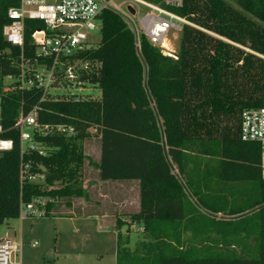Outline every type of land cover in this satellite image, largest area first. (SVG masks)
Masks as SVG:
<instances>
[{"label":"trees","instance_id":"16d2710c","mask_svg":"<svg viewBox=\"0 0 264 264\" xmlns=\"http://www.w3.org/2000/svg\"><path fill=\"white\" fill-rule=\"evenodd\" d=\"M144 1L162 5L163 0ZM18 6L19 0H0V120L5 129L14 127L23 101L25 114L40 101L37 92H4L5 77L16 74L10 57L18 51L5 42L3 28L10 23L8 11ZM168 9L188 23L182 25L176 59L165 57L144 36L137 47L121 15L102 13L101 41L82 54L100 63L97 75H91L99 101L40 105L41 125L74 127L76 133L40 139L50 155L24 158L33 173L44 176V184H21L19 133L3 135L14 148L0 157V226L19 219L21 205L35 197L66 200L67 207L72 200L88 199L83 143L96 138L100 180L140 182V210L129 220L143 227L146 240L131 250V231L125 240L119 234L116 264H264V207L247 215L264 206L260 151L240 138L243 112L263 105L264 62L257 55H264V0H184L182 8ZM26 26L28 45L40 24ZM200 154L217 165L200 164ZM238 184L251 188L247 199L239 197L240 206L206 199V194L209 200L220 195L216 185ZM219 215L224 219L215 220ZM124 226L118 219L117 227ZM183 226L193 236L204 235L202 244L212 232L221 242L197 249L181 235ZM250 239L255 242L251 249L246 247Z\"/></svg>","mask_w":264,"mask_h":264},{"label":"built area","instance_id":"2783aa9c","mask_svg":"<svg viewBox=\"0 0 264 264\" xmlns=\"http://www.w3.org/2000/svg\"><path fill=\"white\" fill-rule=\"evenodd\" d=\"M184 0H163L157 6L144 0H19L17 8L8 11L10 21L3 28L5 42L18 52L10 57L15 68L14 75L4 79V92L26 93L37 92L39 104L25 114L23 104L18 119L11 129H5L0 120V153L13 150L12 139L3 138L13 130L19 133L20 182L44 184L41 174L32 172L25 157L38 154L41 157L50 155L51 149L42 146L40 139L53 136H75L74 127L65 125H41L39 123L40 105L47 102L67 103L74 105L89 104L99 101L94 93L98 88L91 82V75H97L100 63L83 59L82 54L95 46L89 45V35L95 31L101 33L100 17L105 10H112L127 22L137 39L140 36L157 48H165L167 37L171 31H180L182 27L173 23L188 24L184 19L169 11L168 8H182ZM140 6L150 12L139 18L136 25L130 18L137 16ZM135 10L132 15L128 8ZM27 22L39 23L32 32L29 44L26 43ZM165 53V52H164ZM176 59L175 55L166 53ZM264 62V55H257ZM264 87V71H263ZM242 142L259 146L260 178L264 181V95L263 105L256 110L243 112L240 125ZM61 200L51 196L33 198L22 204L19 219L45 218L51 211L50 205ZM21 244L13 239L0 240V264H20L17 261Z\"/></svg>","mask_w":264,"mask_h":264},{"label":"rangeland","instance_id":"374dc122","mask_svg":"<svg viewBox=\"0 0 264 264\" xmlns=\"http://www.w3.org/2000/svg\"><path fill=\"white\" fill-rule=\"evenodd\" d=\"M137 11L139 15L131 17L130 22L139 28V18L150 12V10L144 6H140ZM173 23L182 27V23L176 21H173ZM181 36V30L171 31L166 41V44L168 42L169 46L165 44L164 49H159L162 50L163 53L168 52L171 53V55H176L180 48ZM100 41L101 33L99 31H95L89 35L90 46H95ZM94 96L96 99L100 97L99 89L95 91ZM83 145L87 159L83 168L82 182L83 186H86L85 190L87 193L89 190L92 193L96 191V194L92 198H95L98 206L91 205L90 209H87V205L85 204L86 206L83 205L85 206L84 209L80 206L78 209V205H76L77 209L71 210V208L66 207L69 201L61 200L54 205L52 209L54 212L48 217L6 221L0 226V240L9 238L21 244V251L17 257V261H19L20 264H116L117 243L120 232L113 228H118L115 219H119V217H123V219L126 218L116 213L119 205L115 206L114 204L118 202V192L116 196L113 197L114 200L116 198L113 204L108 202L107 205L99 201V198H101L99 194L102 193V191H100L101 187L92 188V186L98 182L96 167L100 161L99 141L93 138L92 140L85 141ZM195 153L197 154L196 150H192V154ZM200 156L202 155L200 154ZM200 158V164H207L209 166L217 165L216 159H210L204 156ZM229 186L230 187H223L221 185H216L220 195L217 194L218 197L215 198L208 195L209 198H211V200H209L206 194V199L212 203L217 202L220 205L228 203L229 205L234 204L235 206H240L244 204V201L240 200L239 197L242 196V198L247 199L251 195V188L248 187L247 184ZM224 191H227L226 197L223 196ZM87 201L88 199L81 198L76 199L74 203L79 202L80 204L86 203ZM103 208L108 212V218L105 219L106 222L96 215L98 212L103 213ZM221 219L224 218L219 215L215 220ZM122 221L127 223V220ZM107 223L110 225L107 226ZM113 225H115V227ZM186 232V230H183L181 235L184 236L183 238L186 239V241L192 242L191 246L197 249L200 247L202 248V245L211 246L213 243L219 242L220 244L221 242L219 241L220 239L216 238L215 232H212L208 236V242L205 244H202L204 235L193 236L194 231L192 230ZM120 235H122L124 240L129 236L127 231L123 232V230ZM137 235L136 233H130L129 248L131 250L136 249L138 243L146 240V237ZM254 245L255 242L253 239H250L246 243V247L248 246L250 249L253 248ZM237 250L241 251L238 247ZM241 254L244 255L242 252Z\"/></svg>","mask_w":264,"mask_h":264},{"label":"crops","instance_id":"0c3cea01","mask_svg":"<svg viewBox=\"0 0 264 264\" xmlns=\"http://www.w3.org/2000/svg\"><path fill=\"white\" fill-rule=\"evenodd\" d=\"M166 45L169 46V43L167 42ZM99 150H100V142H99ZM99 159H100V151H99ZM85 187H84V189H86ZM98 187H101L100 191H102V193L99 194V196L101 195L100 196L101 198H99V201L101 203L108 205V202H111L113 204V202L116 200V198L114 200L113 197L116 196L117 192L119 194L118 195V202L115 203L114 205L115 206L119 205V207H117L118 212L116 211V213L120 216L123 215L126 218V219H123V217H119V220H127V226H124L122 228H116L115 225H113L115 227L113 229L116 231H119L120 234L122 233V230H123V232L130 230L132 234L136 233V234H138L137 236L142 237L143 236V227L141 225H138V224H131L130 220H129L130 215H135V214L139 213V210H140V197H139V195H140V182L139 181H122V182L108 181V182H103L100 180L99 175H98V182L95 183L92 186V188L95 189ZM88 193H89L88 194L89 196H88V201L86 203H80V204H79V202L74 203L75 200H72L70 202L71 207H68V208H71V210H74L80 206V207H83V209H84L85 206L87 205V209H90L91 205H94V206L97 205L98 206V204H96L97 202H96L95 198H92L96 194V191H93V193H92L89 190ZM76 205H78L77 208H76ZM83 205H85V206H83ZM66 207H67V205H66ZM102 210L104 211L103 213L98 212L96 215H98L99 218H102L103 220H105L108 218V215H107L108 212L105 208H103ZM53 212H54V210L51 211L50 215H52ZM100 214H102V215H100ZM117 220L118 219H115L116 222H117ZM105 222H106V220H105ZM109 225L110 224L107 223V226H109ZM183 228H184V226L182 227V229Z\"/></svg>","mask_w":264,"mask_h":264},{"label":"water","instance_id":"95a60500","mask_svg":"<svg viewBox=\"0 0 264 264\" xmlns=\"http://www.w3.org/2000/svg\"><path fill=\"white\" fill-rule=\"evenodd\" d=\"M128 11H129L132 15H135V14H136V13H135V10H134L132 7H129V8H128ZM163 55H164L165 57L167 56L166 53H163ZM0 157H3V153L0 154ZM263 207H264V206H262V207H260V208H258V209H256V210H254V211L248 213L247 215H250V214H252V213L258 211V210L262 209ZM247 215H245V216H247Z\"/></svg>","mask_w":264,"mask_h":264}]
</instances>
